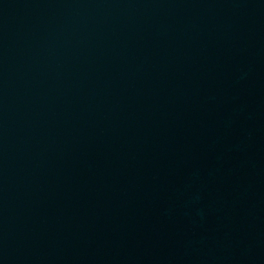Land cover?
<instances>
[{
    "label": "water",
    "instance_id": "obj_1",
    "mask_svg": "<svg viewBox=\"0 0 264 264\" xmlns=\"http://www.w3.org/2000/svg\"><path fill=\"white\" fill-rule=\"evenodd\" d=\"M0 264H264V0H0Z\"/></svg>",
    "mask_w": 264,
    "mask_h": 264
}]
</instances>
